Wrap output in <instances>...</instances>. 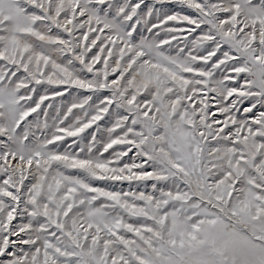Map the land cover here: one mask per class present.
<instances>
[{
  "label": "snow or ice",
  "instance_id": "1",
  "mask_svg": "<svg viewBox=\"0 0 264 264\" xmlns=\"http://www.w3.org/2000/svg\"><path fill=\"white\" fill-rule=\"evenodd\" d=\"M0 264H264V0H0Z\"/></svg>",
  "mask_w": 264,
  "mask_h": 264
}]
</instances>
